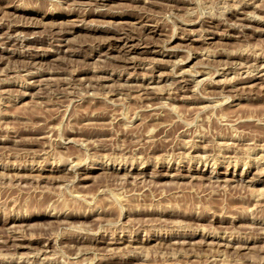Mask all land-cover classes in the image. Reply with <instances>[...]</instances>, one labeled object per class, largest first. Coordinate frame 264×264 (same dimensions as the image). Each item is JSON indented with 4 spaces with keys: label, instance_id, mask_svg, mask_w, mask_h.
Here are the masks:
<instances>
[{
    "label": "rangeland",
    "instance_id": "obj_1",
    "mask_svg": "<svg viewBox=\"0 0 264 264\" xmlns=\"http://www.w3.org/2000/svg\"><path fill=\"white\" fill-rule=\"evenodd\" d=\"M0 264H264V0H0Z\"/></svg>",
    "mask_w": 264,
    "mask_h": 264
}]
</instances>
